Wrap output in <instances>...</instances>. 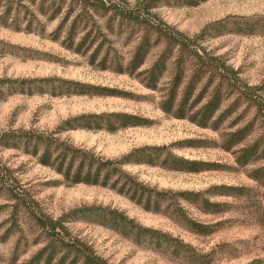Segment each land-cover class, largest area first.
I'll return each instance as SVG.
<instances>
[{
	"label": "rangeland",
	"instance_id": "374dc122",
	"mask_svg": "<svg viewBox=\"0 0 264 264\" xmlns=\"http://www.w3.org/2000/svg\"><path fill=\"white\" fill-rule=\"evenodd\" d=\"M122 1L133 6L138 0ZM152 13L189 38L198 36L204 29L197 40L199 46L232 69L241 85L257 89L256 95L264 105V0H206L195 6H157ZM249 22L251 28H245L244 24ZM56 25L57 21L47 24L43 35L13 32L0 26V79L50 80L54 87L57 81L67 80L114 94L27 95L8 93L1 86L0 134L19 129L54 133L59 140L103 160H117L143 147L166 148L173 156L202 162L211 168L187 173L146 164H126L121 169L149 188L197 194L210 203L220 204L222 211L204 213L197 204L178 200L185 218L211 229L208 234H197L174 218L172 207L168 213L145 211L114 189L64 183L51 168L40 165L36 157L21 150L0 148V264H25L43 245L42 237L23 208L19 206L12 218L15 202L9 191L29 198L52 219L73 209L100 207L122 213L140 227L158 233L157 241L135 243L90 220L66 224L109 264H264V153L247 165L235 163L242 148L254 143H259L260 148L264 145V123L255 108L239 105L216 130L173 118L158 106L172 78L170 62L156 89L148 90L135 76L99 70L87 64L84 57L52 42L48 33ZM248 29L250 34L245 32ZM133 44L123 45L120 39L114 49L127 57ZM158 51L159 48L150 50L139 70L148 68ZM187 75L188 71L179 91L185 86ZM232 99L220 104L214 118L228 108ZM109 113L133 115L144 124L114 132L77 128L56 133L67 119ZM247 125L250 133L240 143L229 151L221 148L229 133ZM230 188L236 190L225 191Z\"/></svg>",
	"mask_w": 264,
	"mask_h": 264
},
{
	"label": "trees",
	"instance_id": "16d2710c",
	"mask_svg": "<svg viewBox=\"0 0 264 264\" xmlns=\"http://www.w3.org/2000/svg\"><path fill=\"white\" fill-rule=\"evenodd\" d=\"M204 1L206 0H138L130 6L122 0H0V26L13 32L43 35L46 25L57 21L55 28L48 33L52 42L84 57L87 64L94 65L99 70L135 76L148 90L156 89L166 65L170 62L172 78L158 104L159 109L173 118L186 119L197 127L216 130L220 122L241 104L254 107L255 113L262 117L264 123V105L256 95L257 89L241 85L232 69L199 46L197 40L204 29L198 36L189 38L167 26L152 13L157 6H195ZM251 26V22L244 24L245 28ZM245 32L250 34L251 29ZM120 39L123 40V45L134 43L127 57L114 49L115 43ZM153 48H159L156 58L148 68L139 70ZM187 71L185 86L179 91ZM50 82L0 79V87L3 86L8 93L27 95L44 92L52 96L114 94L110 90L67 80L57 81V87ZM231 97L233 99L228 108L214 118L220 104ZM143 124L141 119L128 114H88L63 121L56 133L77 128L114 132ZM249 133L250 125L229 133L221 148L229 151ZM258 144L254 143L239 150L235 163L244 166L260 158L264 153V145L260 144V148ZM185 146L196 147L190 144ZM0 148L17 149L36 157L40 165L51 168L64 183L114 189L145 211L168 213L172 207L174 218H178L197 234H208L211 229L185 218L178 206V200L197 204L204 213L216 214L222 211L220 204L210 203L199 198L197 194L169 193L149 188L121 169L126 164H146L187 173L211 168L202 162L173 156L163 147H143L134 149L117 160H103L59 140L54 133L19 129L2 132ZM234 190L236 189H225L226 192ZM9 195L15 202L12 218H15L16 210L20 206L39 232L38 236L42 237L43 245L25 264H109L71 232L66 224L72 221L90 220L117 231L135 243L140 240L159 239L154 230L140 227L115 210L82 207L52 219L37 209L29 198L13 191H9Z\"/></svg>",
	"mask_w": 264,
	"mask_h": 264
}]
</instances>
